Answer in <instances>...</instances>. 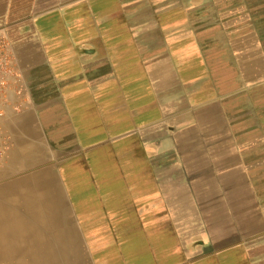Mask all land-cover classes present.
<instances>
[{
	"label": "crops",
	"instance_id": "obj_1",
	"mask_svg": "<svg viewBox=\"0 0 264 264\" xmlns=\"http://www.w3.org/2000/svg\"><path fill=\"white\" fill-rule=\"evenodd\" d=\"M0 30V264H264V0H0Z\"/></svg>",
	"mask_w": 264,
	"mask_h": 264
},
{
	"label": "built area",
	"instance_id": "obj_2",
	"mask_svg": "<svg viewBox=\"0 0 264 264\" xmlns=\"http://www.w3.org/2000/svg\"><path fill=\"white\" fill-rule=\"evenodd\" d=\"M19 52L6 33L0 30V159L4 155L6 144L2 143L5 123L9 111L19 112L11 97L22 91L20 79ZM21 90V91H20Z\"/></svg>",
	"mask_w": 264,
	"mask_h": 264
},
{
	"label": "bare ground",
	"instance_id": "obj_3",
	"mask_svg": "<svg viewBox=\"0 0 264 264\" xmlns=\"http://www.w3.org/2000/svg\"><path fill=\"white\" fill-rule=\"evenodd\" d=\"M13 98H14V96H12L11 99H12L13 102H15ZM15 103H16V102H15ZM10 112H13V111H12V110L9 111L8 117H9V115H10ZM7 121H8V120H7ZM5 125H6V123H5ZM2 215H3V214H1L0 217H1ZM11 226H12V228H13V225H11ZM0 231H1V228H0ZM8 232H10V236H11V238H14V236H13V233H15L14 228H13V229H10V226H7V233H8ZM21 233H23V232L21 231ZM3 247H4V250H3ZM18 247L20 248L21 245H15V243H14V244H8V245L3 246V245L0 243V257L5 256L6 253L8 254V253L11 251L12 248H13V250H14V249H16V248H18ZM3 252H5V254H4Z\"/></svg>",
	"mask_w": 264,
	"mask_h": 264
},
{
	"label": "rangeland",
	"instance_id": "obj_4",
	"mask_svg": "<svg viewBox=\"0 0 264 264\" xmlns=\"http://www.w3.org/2000/svg\"><path fill=\"white\" fill-rule=\"evenodd\" d=\"M13 43V42H12ZM15 44V43H14ZM16 45V44H15ZM16 47H17V50H18V52H19V47L16 45ZM20 66V65H19ZM20 79H21V77H20ZM23 81L21 80V86H22V90H25V88H26V90L28 91V86L26 87L25 85H23V83H22ZM21 91V90H20ZM22 102H17L16 103V109H21V110H23V109H25V107L24 106H22V104H21ZM20 110V111H21ZM2 160V158L0 159V161ZM6 204V203H5Z\"/></svg>",
	"mask_w": 264,
	"mask_h": 264
}]
</instances>
